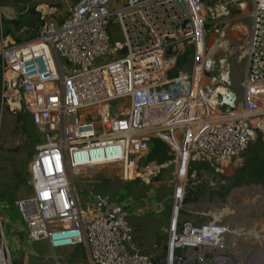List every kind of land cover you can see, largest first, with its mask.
<instances>
[{"label":"built area","instance_id":"1","mask_svg":"<svg viewBox=\"0 0 264 264\" xmlns=\"http://www.w3.org/2000/svg\"><path fill=\"white\" fill-rule=\"evenodd\" d=\"M117 1L80 0L61 24L42 15L35 38L23 42L0 29V115L6 108L28 112L41 133L29 165L33 194L16 205L33 242L47 241L53 250L84 245L91 264H155L138 247L125 206L100 191L84 207L74 176L118 164L121 180L150 183L173 165L166 264H219L230 226L182 222L181 214L200 183L195 164L225 176L229 166H243L259 135L264 139V121L253 123L264 116V0H253L240 94L230 90V64L208 53L204 0H127L113 9ZM113 16L123 42L110 37ZM186 56L191 69L180 67ZM221 88L233 94L228 102ZM118 98L130 106L113 115L110 102ZM155 139L171 159L141 167ZM95 177L82 178L95 184ZM0 264H14L1 219Z\"/></svg>","mask_w":264,"mask_h":264},{"label":"rangeland","instance_id":"2","mask_svg":"<svg viewBox=\"0 0 264 264\" xmlns=\"http://www.w3.org/2000/svg\"><path fill=\"white\" fill-rule=\"evenodd\" d=\"M75 1L69 0L70 3ZM242 1L252 3V0H240L234 2V5L229 3L228 8L231 9V17L237 18L233 20L234 22L249 21L250 23L251 17L246 16L248 15L246 12L252 5L250 4L247 10H242L237 4ZM28 2L35 5L40 3L38 0H4L3 4L4 6L11 5L13 9L12 16L15 18L26 8L25 5ZM125 3H127V0H118L113 9L122 7ZM206 12V21L212 23L213 19L210 11L208 12L206 9ZM221 13L223 14L222 10L220 11ZM2 17L5 16L3 15ZM221 19L223 18L221 17ZM41 24L42 22H40ZM109 34L113 43L115 41H124L122 27L119 21L115 20V16L111 18ZM30 35V30L20 34L22 39H27ZM105 59L108 61L110 58L105 57ZM62 62L70 68L71 65L65 59L62 58ZM181 63L183 64L182 66L180 65L182 69H191L193 64L192 56L188 59L186 56ZM242 64L237 59L233 61V81L230 88L237 94L241 93V81L244 72ZM243 65L245 66V63ZM224 101L226 100L224 99ZM110 106L112 114L115 115L119 111L128 110L130 101L126 98H118L111 101ZM262 121H264V116L254 119L253 123L257 125V123ZM26 127L24 117L22 115H14L7 108L4 110L2 117L0 115V197H2L0 201L5 199L2 202H5L7 206L9 205V209L6 212L0 202V212L3 216L1 219L5 222V227L7 226V217L14 218L17 215L14 208L16 202L32 194V186L29 184L30 173L28 166L31 162V155L35 154L40 141L35 143L32 140V136L27 133ZM31 135L35 136L33 133ZM156 158L153 153L150 156L143 157L140 161V166L145 167L154 162ZM246 158L247 155L244 156V164ZM164 160V162L168 161L167 159ZM244 164L239 167V170L237 168L231 169L230 174H232V170L234 174L230 177L229 182L227 181L228 176L217 173L214 167L195 164L193 169L197 171L200 183L190 191V201L184 203L181 221L191 220L194 223L201 224L204 221L217 220L222 225L230 224L232 230L237 234L230 235L228 248L223 256L231 259V264H254L256 263V258L254 259L256 256L254 255L262 252L259 264H264V185L256 182L234 184V177L238 171L245 167ZM118 172H113L110 169L106 171V175H102V173L101 175H96L95 179L99 182H95V184L83 181V178H78L77 175L74 176L76 189L81 196L84 207L92 203V195L96 192H109L118 203L125 206L130 220L144 223L148 219L154 218L151 227L146 228L145 224H142L140 231L136 230L132 222L135 229L134 238L138 246L142 248L143 245L148 244L147 242L152 240L151 235L156 234V237L158 235L163 238L161 242L163 247L166 241L167 229L171 223L173 208L172 196L175 188L173 165L163 169L159 176L153 178L150 183L141 179L123 181L119 178ZM144 176L147 177L148 174ZM209 177L218 184L215 186L211 185L208 182ZM224 179L226 183L222 184L221 182ZM92 185H95V190L92 189ZM161 226H165V228L161 230L162 228H159ZM5 231L7 236H9L8 230ZM161 232L163 233L162 236H160ZM140 237L141 240L138 239ZM30 244L38 253L35 258L36 261L41 264H57V260L60 264H64V261L61 258H56L54 254L59 253L58 250L60 249L54 252L49 248L47 241H37ZM15 262L20 264L19 260ZM68 264H89V262L82 253H77L69 260Z\"/></svg>","mask_w":264,"mask_h":264},{"label":"crops","instance_id":"3","mask_svg":"<svg viewBox=\"0 0 264 264\" xmlns=\"http://www.w3.org/2000/svg\"><path fill=\"white\" fill-rule=\"evenodd\" d=\"M38 1H40V3H38L36 5L38 6L37 9L41 12V16L45 15L49 19L56 21V23L61 24V22L70 14V11L72 10V8L80 0H76L74 3H70L69 0H38ZM223 1L224 0H208V5L213 7L212 13L217 14L218 17H216V15H215V19L213 20V22L208 23V25H207L206 45H207L209 55L214 58L216 63H218L220 60L221 61L225 60L230 64L231 73H232L231 77H232V81H233V61L234 60L237 59V61L241 62V64L245 63V66L242 64V66L244 67L243 76H244V73L246 70V62L244 61V58H242L241 54H242L244 47L247 45V42H248V36H249V32H250L252 18L250 19V23H249V21L234 22L233 20L237 19V18L234 16L231 17V9L228 8V4L229 3L233 4L234 2H237L240 0H230V1L226 0L224 4H220ZM237 4H238V7L241 8L242 10H247L251 4L252 5L251 8H249L246 12V14H248V15L245 14L246 16L251 17V12L253 9V0H252V3L249 1L247 3L242 1L241 3H237ZM32 5L35 6V4H30L28 2V4H26L25 7H26V9H28V8L32 7ZM67 7H68V9H67ZM221 10L223 11V14L222 13L220 14ZM3 15L5 17H2ZM12 15H13V9H12L11 5L4 6V4H2L1 0H0V29H1V31H2V18L7 19V20L14 19V17ZM221 17L223 19H221ZM41 22H42V19H41ZM213 23L218 24V29L213 28ZM38 29L36 30L35 36L37 34ZM25 31H28V28H24L21 32H19V34L25 32ZM32 31H33V29L31 30V35H32ZM30 36L27 39H23V40L25 41V40L30 39L31 38ZM5 37H8L10 40L17 41L12 36H5ZM237 53L239 54V56ZM223 89H225V88H221V89H219V91L222 92ZM230 90H231V88H230ZM222 93L225 95L224 96V99L226 100L225 102H228L229 99L232 98V96H233V94L231 92H229L228 90L226 92L223 91ZM21 114H19V115H21ZM39 133H40V130H39ZM40 136H41V133H40ZM31 156L33 157V155H31ZM32 157H31V160H32ZM154 161H160V160H154ZM28 168H29V166H28ZM236 168L239 170V167H236L234 165H231L227 168V175H225V176H228V179H227L228 182H229L230 177L234 174L233 170H232V174H230L231 169H236ZM106 171H109V170H105L104 173H102V175H106ZM209 179H212V178L209 177ZM32 194H33V190H32ZM0 198H2V197H0ZM3 200H5V199H3ZM2 201H0V202L3 205L5 211L7 212L9 209V205L7 206L6 203L2 202ZM14 208L16 209L17 215L14 218L8 216L6 219V222H7L6 228L9 232V236H7V241H8L9 247H10V252L12 255L13 263L16 264L15 261L19 260L20 264H41L40 262L36 261V259H35L38 255V253L34 248H32V245L30 244V243H33V241L29 237L26 222H25L24 218L22 217V214H21L20 210L18 209L17 205ZM1 217L3 218L2 213L0 212V219H1ZM153 220H154V218L152 217L150 220L148 219V221H145L144 223H137V222H134L133 220L131 221V223L133 222V225L136 227V230L140 231L142 224H145L144 226L146 228H149V227H151ZM1 221L3 224V222H4L3 219H1ZM187 221H191V220H187ZM170 222H171V220H170ZM191 222H193V221H191ZM4 224H5V222H4ZM223 225H228L231 228V225L228 223L223 224ZM159 228L160 229L162 228L161 230H163L165 228V226H161ZM169 229H170V226H168L167 236L165 239L166 241H165L163 247L161 245L163 238L159 237L158 235L156 237V234L151 235L152 240L150 242H147L148 244L143 245L142 248H140L139 246L138 247L140 248V250L143 253L153 255L154 257H156V259L161 260L162 258L166 257V250H167L168 240H169ZM231 234H233L232 228H231V232L229 234V237ZM6 235H7V232H6ZM162 235H163V233L161 232L160 236H162ZM156 238H157V240H156ZM138 239L141 240V237ZM138 239H137V241H138ZM228 242H229V238H228ZM23 243H24V245H23ZM49 248H51V247H49ZM59 249H60V250H58L59 253H54V254H55L56 258H58V259L61 258L64 261V264H68L69 260L77 253H82L84 255L85 259L89 262V264H91L89 254L87 251V247L84 245L74 246V247H64V248H59ZM53 251L55 252V250H53ZM219 263H220V260H219ZM57 264H60V262L58 260H57Z\"/></svg>","mask_w":264,"mask_h":264},{"label":"trees","instance_id":"4","mask_svg":"<svg viewBox=\"0 0 264 264\" xmlns=\"http://www.w3.org/2000/svg\"><path fill=\"white\" fill-rule=\"evenodd\" d=\"M3 1L4 0H1L2 4ZM37 7L38 6L35 5L28 9L24 8V10L19 13V16L14 19L7 20L2 18L1 32L3 35L12 36L18 42H23L24 40L21 38L19 32H21L24 28H28V31L33 29L30 39L35 38L36 30L39 28L41 22V12L37 9ZM21 115L25 119L27 126L26 130L27 133L32 136V140L35 143L41 141L39 130L35 126L31 115L28 112H23ZM31 133L35 134V136L31 135ZM152 153L154 154V157H157L155 160H160L161 162H164V159H167L168 161L171 159L166 143L158 139H155L154 142H152L149 156L152 155ZM245 155H247L244 164L245 169L243 168L238 171L233 180L234 184L240 185L245 182H256L264 185V139L261 135H259L253 143H251ZM189 197L190 195L187 196L185 202L190 201ZM113 200L116 201L114 198ZM4 228L7 230L6 227Z\"/></svg>","mask_w":264,"mask_h":264},{"label":"bare ground","instance_id":"5","mask_svg":"<svg viewBox=\"0 0 264 264\" xmlns=\"http://www.w3.org/2000/svg\"><path fill=\"white\" fill-rule=\"evenodd\" d=\"M223 91L226 92L227 89H223L222 92ZM104 169H106V170L111 169L113 172H115V171L117 172V171L121 170V166L118 164H109V165L97 166V167H94V168H91L88 170H79L78 174H82V175H78V176L79 177H89V175H91L92 177H94L95 175H97L99 173L101 174ZM233 234H237V233L233 231ZM261 253H257L254 255V256H256V257H254V259L256 258V261H255L256 263H254V264H259V260H261L260 258H262ZM219 264H231V259L221 258ZM250 264H252V263H250Z\"/></svg>","mask_w":264,"mask_h":264},{"label":"water","instance_id":"6","mask_svg":"<svg viewBox=\"0 0 264 264\" xmlns=\"http://www.w3.org/2000/svg\"><path fill=\"white\" fill-rule=\"evenodd\" d=\"M225 1H226V0H224V1H223L222 3H220V4H224ZM204 2H205V7H206L207 11H208V12L210 11V13L212 14V12H213V7H211V6L208 5V0H204ZM175 50H176V46L171 47V49L169 50V54H171V55L174 54V53H175ZM166 263H167V257H164V258H162L161 260L155 262V264H166Z\"/></svg>","mask_w":264,"mask_h":264}]
</instances>
